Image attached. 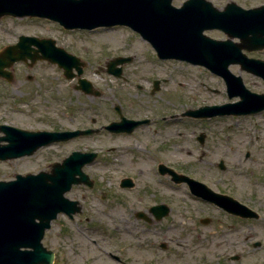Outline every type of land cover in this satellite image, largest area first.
Segmentation results:
<instances>
[{
  "label": "rangeland",
  "instance_id": "1",
  "mask_svg": "<svg viewBox=\"0 0 264 264\" xmlns=\"http://www.w3.org/2000/svg\"><path fill=\"white\" fill-rule=\"evenodd\" d=\"M183 1L173 0L172 3L179 6ZM209 1L217 8L230 1L245 9L264 3V0ZM205 34L226 39L217 30ZM20 35L51 37L57 46L86 59L79 78L88 79L92 90L91 93L76 90L77 77L66 79L55 64L37 61L27 67L23 62H16L9 69L12 81L0 78V124L32 131L99 128L108 119L118 118L115 112L106 109V104L110 109L112 105L121 106L125 117L140 111L153 118L148 126L137 131V135L142 136L140 143L124 137L107 138L100 131L69 143L41 148L31 156L0 161V181H9L15 174L48 171L52 163L74 150L97 152L98 162L83 168L90 177L96 178V186L87 194V202L72 220L59 214L42 239L43 245L56 253L55 264H108L104 251L115 248V243H142L138 248L140 256L144 257L137 263L147 262V257L154 255L180 256L190 264H239V260L237 263L226 259L236 255L237 258L243 255L241 261L245 264L264 260V249L247 253L248 249L254 251L250 243L264 244V196L251 193L257 189L264 191V170L254 168L256 164L264 165V133L255 134L260 123L264 126V110L238 117H181L188 109L235 103L239 97L229 98L222 78L202 66L157 60L145 44L131 39V35L120 28L68 32L44 19L0 18V50L14 44ZM232 41L237 42V39ZM118 53L133 58L123 68L124 75L150 81L139 82L138 87L108 75L106 64ZM244 53L247 57L264 60V49ZM228 70L239 76L249 91L264 94V81L260 77L241 70L236 64L229 65ZM154 78L160 87L152 92ZM176 114L175 118L159 119ZM200 134L204 135L202 144L197 139ZM147 139L153 143L150 150L157 154V162L167 163L214 191L234 192L249 199L259 219L247 223L229 219L213 206L197 200L184 183L175 184L161 177L156 170L157 163L147 160L151 152L145 155ZM115 143L119 145L117 149H125L128 144L136 147L139 160L132 172L138 171L140 179L135 188L121 189L112 177L101 178L102 175L116 176L102 167L104 146ZM247 152L249 156L245 158ZM220 160L225 165L223 171L218 169ZM78 189L85 193L84 186L79 185ZM82 198L81 193L79 199ZM162 199L172 202L167 217L159 222L151 220V223L136 217L135 208L149 216L144 208L153 200ZM203 218H209L212 223L203 225L200 222ZM157 243H166L169 251H156Z\"/></svg>",
  "mask_w": 264,
  "mask_h": 264
},
{
  "label": "water",
  "instance_id": "2",
  "mask_svg": "<svg viewBox=\"0 0 264 264\" xmlns=\"http://www.w3.org/2000/svg\"><path fill=\"white\" fill-rule=\"evenodd\" d=\"M171 2L172 0H0V18L6 15L46 18L58 22L66 29L128 26L153 45L159 58H175L200 64L224 79L229 97H240L236 103L204 106L187 111V116L208 118L263 110L264 94L245 89L241 78L232 75L228 66L239 64L242 70L264 80V61L247 58L242 52L264 49V4L243 9L231 2L220 11L206 0H187L180 8L173 7ZM211 29L222 31L228 39L215 40L202 34L204 30ZM233 38L238 39V42H233ZM32 45L37 49L31 48ZM27 60L31 64L37 60L57 63L67 78L73 77L72 68H75L77 75L81 74L77 58L66 54L62 49L54 48L52 40L20 36L16 44L9 45L0 52V77L11 81L12 75L8 69L15 62ZM79 84L82 90L89 91L88 83L79 80ZM123 122L128 121L112 124L110 130H121ZM137 124L138 122H133L127 131ZM0 132L3 134L0 136V161H5L30 156L41 147L90 135L95 131L30 132L1 125ZM199 142H203L202 136ZM94 158V153L73 152L62 163L52 164L48 172L16 174L15 180L0 181V264L53 262V253L41 243L44 232L49 229L58 213L77 212L78 209L73 208L75 203L68 201L64 194L72 184H88L82 167L91 163ZM220 167L222 168V164ZM159 171L171 174L176 183L186 182L196 196L221 205L228 212H236L237 202L230 197L214 193L203 184L178 176L162 166ZM75 176L79 178L76 179ZM162 208L163 206H158L157 212L154 211L157 219L167 212L165 210L160 214Z\"/></svg>",
  "mask_w": 264,
  "mask_h": 264
},
{
  "label": "flooded vegetation",
  "instance_id": "3",
  "mask_svg": "<svg viewBox=\"0 0 264 264\" xmlns=\"http://www.w3.org/2000/svg\"><path fill=\"white\" fill-rule=\"evenodd\" d=\"M115 28V27H113ZM120 29L125 30L128 34L131 35V39L133 40H138L141 44H145L149 50L152 53V56L155 57L157 60L159 61H166V60H162V59H158L155 52L153 51V49L151 48V46L149 45V43H147L146 41H144L137 33L132 32L131 30H129L126 27H119ZM135 39H134V38ZM119 55H123V54H116L115 56H119ZM124 57L130 56L129 54H125L123 55ZM133 60V58L131 57L130 62ZM109 64V63H108ZM126 64H124L122 66L121 72H120V76L119 77H114L122 82H127V83H132L134 85H138L140 86L141 84L139 82H149V79H140V77L138 78H130L127 77L126 75H124V71L123 68L125 67ZM157 79L154 78L151 80L152 84L156 81ZM159 87H160V83H159ZM106 109L110 110V106L108 104H106ZM112 110L115 112V114L117 115V119L113 120H107L105 121V123L103 125H101V131H103L104 136L109 138V137H116V140L118 139V137H124L127 138V140L130 141H135V142H139L141 141L142 136L141 135H137V131L144 126H148L149 121H151V119H153L150 116H147L145 114H142L140 111H136V112H132L133 116H128L126 117L129 120H134V121H138V120H147L143 125L138 126L136 128H134L131 132H110V130L107 128L110 123L113 122H117L119 120V113L121 115H123L122 111H121V106L118 107L119 108V113L116 111L115 108L116 105H112ZM166 117H159L160 120H165ZM145 146H147V148L144 147V151H145V155H147V153L151 152L148 157L147 160L148 161H155V163H157V154L155 152H152L150 149H152L153 147V143L149 142L148 139L145 141ZM119 147V145L117 143L115 144H106L104 146L103 149V163H102V167L104 169L113 171L116 176H107V175H102L101 178L104 176H106L105 178H110L112 177L113 179L117 180L119 183V187L121 189H132L135 188L136 184H137V180L140 179V176L138 175V171L132 172V169L134 167V165L137 164V161L139 160V155L138 153L135 151L136 147H134L131 144L126 145L124 148L125 149H117ZM134 148V150L132 149ZM157 151V150H156ZM249 156V155H247ZM98 157V154H97ZM98 162L97 158L95 159V161L93 163ZM93 163L91 165H93ZM162 164H164L166 167H168L169 169H173L174 168L172 166H169L167 163L165 164V162H160ZM90 166V165H89ZM88 166V167H89ZM178 173H180L179 170H176ZM133 174V175H132ZM161 177H165L168 180H170L172 182V178L171 176H169L168 174L165 175H160ZM91 181V186H85V193L83 194V192H81L78 188L79 185L76 186H72L71 190L68 192L67 195H73L71 197H69V199L77 201V205L79 202V206L76 205V207H80V209L85 205V203L87 202L88 198H87V194L90 193V191H93L95 186H96V178L91 176L90 178ZM123 183H126V186H123ZM80 192V193H79ZM218 192L220 194H226L229 195L231 197H233L237 202H239L240 204L248 207L249 209H242L241 207L236 205V212H227L225 211L222 207L220 206H216L207 202L208 205L213 206L218 212L221 213V215L228 217L229 219L235 220V221H243V222H250L253 220V217L250 216V209L254 210L253 207L250 205L249 203V199L247 198H242L237 196L234 192H227V191H221L218 190ZM82 193V197H84V199H79V195ZM104 200H106V195H104ZM198 200V199H197ZM202 201V200H199ZM120 206H122V203H118ZM149 204V203H146ZM108 206V205H107ZM158 206H163V208L160 210V214L161 212L164 213L165 210H167L166 212V216L169 215L170 211H171V206H172V202L171 200L168 199H162V200H153L152 203H150L149 205H147L144 209L147 211V213L149 214V216L151 217V220H153V222H159L157 221L155 218H153L152 215L155 216L154 211L157 212V207ZM111 209H113V206L111 207ZM134 213L136 214V217L142 216V215H146L145 212L141 211V210H137V208L134 209ZM157 214V213H156ZM252 215V214H251ZM151 220L149 223H151ZM201 220L203 222H201ZM200 222L203 225H206L208 223H212V220H210L209 218H205V219H200ZM117 244V246L115 248L110 249V251H107V249H105L104 253L106 254V257H108V264H190L188 261H186L183 257H172L170 255H165L164 257H158L156 255L152 256V257H147L146 261L147 262H139L137 263L138 259L143 258L144 256H140L139 252L140 249L138 247H141L142 243H115ZM251 244V249H254V251H250L249 249L247 250L248 252H251V254H254V252L256 253L257 250H261L264 249V244L263 243H250ZM157 249H160L162 251H166L169 249V246L166 245V243H157L155 244V250L157 251ZM169 251V250H168ZM171 252V250H170ZM243 257V255H241L239 258H237L236 256L233 257H226V259L228 258L229 260L235 259L233 261H236L237 263L238 260L240 261L239 264H245V262L241 261V258ZM202 262H205L203 260H201ZM56 263V253L54 252V262L53 264ZM196 264H200V262H194ZM193 264V263H192ZM250 264H264V260L263 258L255 261V263H250Z\"/></svg>",
  "mask_w": 264,
  "mask_h": 264
},
{
  "label": "bare ground",
  "instance_id": "4",
  "mask_svg": "<svg viewBox=\"0 0 264 264\" xmlns=\"http://www.w3.org/2000/svg\"><path fill=\"white\" fill-rule=\"evenodd\" d=\"M88 97V96H87ZM256 121H257V123H259L258 121V117H257V119H256ZM256 133H258L259 135H261V134H263L264 133V126H263V124L262 123H260L259 124V128L258 129H256L255 130V134ZM262 140H263V138H262ZM254 168H256V170H258V171H261V170H264V165H262V163H260V164H256V165H254ZM251 193H253V194H256V195H258V196H264V191H262V190H256V191H254V192H251Z\"/></svg>",
  "mask_w": 264,
  "mask_h": 264
}]
</instances>
